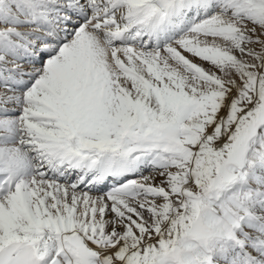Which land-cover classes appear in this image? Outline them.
<instances>
[{
    "label": "snow or ice",
    "instance_id": "obj_1",
    "mask_svg": "<svg viewBox=\"0 0 264 264\" xmlns=\"http://www.w3.org/2000/svg\"><path fill=\"white\" fill-rule=\"evenodd\" d=\"M0 264H264V0H0Z\"/></svg>",
    "mask_w": 264,
    "mask_h": 264
}]
</instances>
